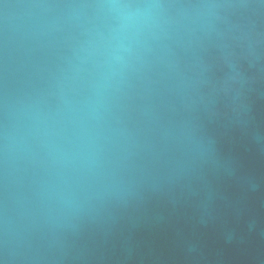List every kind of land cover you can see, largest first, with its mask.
Returning a JSON list of instances; mask_svg holds the SVG:
<instances>
[{
    "label": "water",
    "instance_id": "1",
    "mask_svg": "<svg viewBox=\"0 0 264 264\" xmlns=\"http://www.w3.org/2000/svg\"><path fill=\"white\" fill-rule=\"evenodd\" d=\"M0 264H264V0H0Z\"/></svg>",
    "mask_w": 264,
    "mask_h": 264
}]
</instances>
